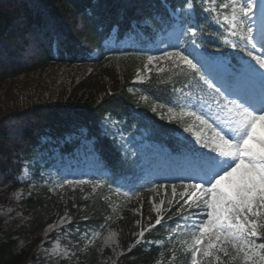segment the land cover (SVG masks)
<instances>
[{"label": "trees", "instance_id": "1", "mask_svg": "<svg viewBox=\"0 0 264 264\" xmlns=\"http://www.w3.org/2000/svg\"><path fill=\"white\" fill-rule=\"evenodd\" d=\"M181 2L168 0V5ZM148 13L155 22L143 30L147 38L169 27L162 0H0V264H59L39 251L49 201L40 193H29L19 202L15 199L18 189L27 188L20 180L44 148L43 139H51L62 153L72 152L75 138L69 142L65 138L85 130L92 139L99 170L125 188L143 184V175L159 171V166L141 163L140 155L125 156L117 141L101 131L106 116L123 123L129 134L146 130L151 142L166 150L172 165L182 159L185 141L177 137L176 124L148 113L128 92L148 55L141 33L135 35L140 48L103 47L114 28L119 41L131 34L133 21ZM214 27L200 40L211 55L224 54L226 48L213 34ZM187 47L190 50L191 44ZM218 47L221 51H216ZM150 77L137 84L138 88L151 101L168 104L175 77L167 69ZM146 199H141L144 209ZM20 207L23 213L19 216L1 210ZM88 217L89 222L100 224L102 208L91 207ZM165 233L158 226L147 236ZM128 249L129 245L116 264H153L157 256L155 249L145 251L141 245ZM190 260L189 254L181 264H190ZM77 264L101 263L93 248Z\"/></svg>", "mask_w": 264, "mask_h": 264}, {"label": "snow or ice", "instance_id": "2", "mask_svg": "<svg viewBox=\"0 0 264 264\" xmlns=\"http://www.w3.org/2000/svg\"><path fill=\"white\" fill-rule=\"evenodd\" d=\"M162 4L172 29L169 35L176 41L166 44L161 55L148 54L142 70L150 74L156 67L158 74L164 73L161 65L166 64L168 74L175 77L173 99L160 107H167L193 138H185L182 159L163 173L164 180L154 179L159 171H147L145 182L130 188L103 172L92 179H63L55 187L90 184L96 192L107 186L128 199L170 188L173 199L166 208L163 200L153 204L154 223L151 218L146 226L137 221L141 226L135 245L161 243L145 234L157 226L170 229L172 225L162 221L174 213L191 264H264V0H182L179 6L162 0ZM150 21L154 23V17L144 14L130 24L129 32L147 35L143 30L152 27ZM211 26L224 48L242 55L214 56L205 51L200 36ZM116 123L106 128L112 129L108 134L121 142L127 156L128 141ZM65 221L71 223L68 217L61 223ZM104 227L106 223L99 230L90 228L84 236L91 243ZM115 235L110 232L105 244L115 243ZM168 239L174 244L177 237Z\"/></svg>", "mask_w": 264, "mask_h": 264}, {"label": "rangeland", "instance_id": "3", "mask_svg": "<svg viewBox=\"0 0 264 264\" xmlns=\"http://www.w3.org/2000/svg\"><path fill=\"white\" fill-rule=\"evenodd\" d=\"M227 2V0H225ZM164 25V23L162 24ZM172 31L171 28L166 29L164 32L157 31L152 36V43H147L145 49L149 50V54L161 55L166 44L176 41L175 35H169ZM141 40H146L147 35L139 34ZM136 40L135 35L129 36L125 39L124 45L128 42L132 44ZM163 40V42H161ZM112 45V42H108ZM228 56H241L242 54L233 52L231 48H227ZM136 70L133 78V84H140L141 79L145 82L151 73H158L156 67H152L151 73L142 70L143 64ZM161 66L167 69L166 64ZM141 72V76H137V72ZM129 94L135 101L144 105L148 113L155 114L157 118L170 122H174L177 127V135L182 138L192 140V136L183 132V123L177 119H172L174 114L169 113L167 107H160L161 104L151 101L147 95L141 92L135 85L128 89ZM156 108L155 112L152 108ZM163 116V119L161 118ZM115 119H108L102 122V131L112 137L110 134L111 128H106V125H111ZM115 124V127L123 131L124 136L128 141V150L131 152L132 147L136 149V154L141 153L144 158L148 155L151 157L159 156V161L166 166L169 163V158L164 151L163 153L158 147L151 143L148 133L144 130L139 131L138 134H129L123 124ZM82 136L79 140L80 146L77 147L73 155H61L57 146L51 141H44L46 147L40 150L33 162L32 167H27L22 175L23 183L27 184L26 189H18L15 192V199L17 202L21 201L29 193H40L45 197L49 204L47 205V213L45 220L46 226L42 230V241L39 243V251L46 254V258L51 261H58L59 264H77L83 261L89 254L91 249L97 252L99 263L101 264H116L119 257L122 256L127 246L135 245L137 239L136 233L140 230V226H146L150 222L154 223L156 212L154 211L153 204L159 203L161 200L165 202L164 207L168 206V201L172 200L171 189H161L159 194L143 192L138 198L133 197L128 199L123 197V193L119 195L114 194L113 190L107 186L102 189H97L93 192L92 185H65L63 188L55 187L63 179H92L99 177L100 173L96 166V157L92 155V147L90 140H85V131H82ZM113 138V137H112ZM116 140V139H115ZM121 147V142L116 140ZM122 148V147H121ZM123 149V148H122ZM124 150V149H123ZM149 152L151 154H149ZM31 170V171H29ZM165 169H163V173ZM104 173V172H103ZM106 176L107 174L104 173ZM165 178V176L163 175ZM172 179V177H168ZM180 189H178L179 191ZM146 196V208L144 209L141 203L142 197ZM175 203V201H173ZM102 208V215L104 220L100 224L89 222L88 211L91 207ZM9 215H21L22 207L11 210L1 209ZM68 217L71 223H61L62 218ZM106 217H111V220L106 222ZM179 219L174 213L171 214V219ZM165 216L162 223L171 224L172 227L165 228L166 234L162 237L152 238L149 232H146L145 238L151 239L154 242L160 241L161 243L140 244L141 247L148 251L155 249L157 256L153 264H181L183 259L190 254L186 250V246L181 243L184 238L183 234L177 229L176 224ZM141 222V225L137 224ZM173 222V223H172ZM106 223V227L100 231V235L89 243L90 237H85V231L90 228L100 229V226ZM52 226V227H49ZM77 227L79 231H77ZM70 230L71 235H66V231ZM110 232H114L115 243L111 245L105 244V238ZM169 236L177 237L175 243H171L168 239ZM49 244L47 247L46 244ZM65 253L67 255L65 256ZM191 264V263H190Z\"/></svg>", "mask_w": 264, "mask_h": 264}]
</instances>
